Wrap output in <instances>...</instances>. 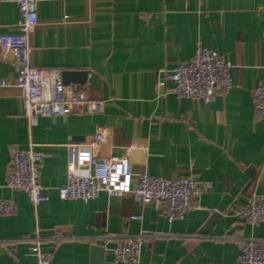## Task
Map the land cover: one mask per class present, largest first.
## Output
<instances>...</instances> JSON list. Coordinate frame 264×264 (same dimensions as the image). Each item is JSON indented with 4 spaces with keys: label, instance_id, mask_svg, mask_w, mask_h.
Here are the masks:
<instances>
[{
    "label": "crops",
    "instance_id": "obj_1",
    "mask_svg": "<svg viewBox=\"0 0 264 264\" xmlns=\"http://www.w3.org/2000/svg\"><path fill=\"white\" fill-rule=\"evenodd\" d=\"M36 14L31 64L94 73L97 89L79 87L101 105L95 115L28 122L17 90L0 88V199L14 203L0 215V264H36L28 253L36 233L51 264H124L112 253L115 236L140 233L155 237L145 239L137 264H239L241 239L264 240V219L252 225L238 216L251 201L264 202V120L252 100L264 82V0H37ZM18 16L15 3L0 0V36L16 32ZM197 45L230 61L231 90L210 103L177 98L170 82L157 91V77L189 60ZM16 76V53L0 44V81ZM100 131L103 142L89 146ZM29 145L43 158L47 200L36 207L6 186L11 153ZM90 154L129 165L125 192L59 199L68 164ZM142 173L210 188L185 217L169 221L134 201Z\"/></svg>",
    "mask_w": 264,
    "mask_h": 264
},
{
    "label": "built area",
    "instance_id": "obj_2",
    "mask_svg": "<svg viewBox=\"0 0 264 264\" xmlns=\"http://www.w3.org/2000/svg\"><path fill=\"white\" fill-rule=\"evenodd\" d=\"M7 1L17 5L19 16L16 32L0 36V44L3 49L16 53L17 76L11 83L1 80L0 88L12 86L17 90L23 116L28 122L35 117L54 118L73 112L97 114L101 102L90 99L77 85H64L61 70L41 69L31 64L30 37L38 24L37 0ZM232 68L230 61L223 59L217 51L197 45L189 60L177 63L171 71L157 77L156 89L165 91L166 83L170 82L172 86L168 92L177 98L210 103L216 95H225L231 90ZM252 100L255 117L264 120V82L252 90ZM104 139L105 135L100 131L89 146ZM75 147L80 149L82 146ZM42 161V156L33 151V145H29L25 150H14L9 162L7 188L23 192L34 207L47 200L40 183ZM130 177L129 165L90 154L85 161L77 159L68 164L65 182L56 188V193L63 201H88L101 192L109 197L120 196ZM209 188V183L191 177L161 178L142 173L138 175V185L131 194L137 204L154 205L170 221L185 217L193 208V202ZM13 206L11 199H0V215L10 214ZM238 216L252 225L260 223L264 219V202L251 201ZM153 237L155 235L146 233L115 236L114 259L124 264H137L145 239ZM45 241L38 233L28 240V253L35 258L36 264H51V254L43 247ZM238 249L239 264H264V240L241 239Z\"/></svg>",
    "mask_w": 264,
    "mask_h": 264
},
{
    "label": "water",
    "instance_id": "obj_3",
    "mask_svg": "<svg viewBox=\"0 0 264 264\" xmlns=\"http://www.w3.org/2000/svg\"><path fill=\"white\" fill-rule=\"evenodd\" d=\"M61 80L64 85L83 86L87 84L93 89H97L99 86L98 77L94 73L88 71H62ZM216 218L217 216L213 215L201 232H207L209 226L215 221ZM91 249L95 254L101 253V250L98 247H92Z\"/></svg>",
    "mask_w": 264,
    "mask_h": 264
}]
</instances>
